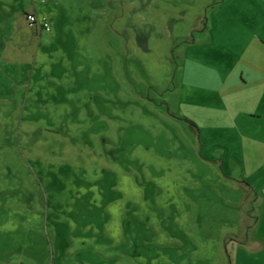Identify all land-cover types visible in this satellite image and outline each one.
I'll use <instances>...</instances> for the list:
<instances>
[{
	"label": "rangeland",
	"instance_id": "obj_1",
	"mask_svg": "<svg viewBox=\"0 0 264 264\" xmlns=\"http://www.w3.org/2000/svg\"><path fill=\"white\" fill-rule=\"evenodd\" d=\"M100 2L0 5V264H264V0Z\"/></svg>",
	"mask_w": 264,
	"mask_h": 264
},
{
	"label": "crops",
	"instance_id": "obj_2",
	"mask_svg": "<svg viewBox=\"0 0 264 264\" xmlns=\"http://www.w3.org/2000/svg\"><path fill=\"white\" fill-rule=\"evenodd\" d=\"M102 1L103 0H101V2H100L101 5H103V2ZM29 4H30V0H0V5L2 7L3 6H7V5H29ZM4 10L7 11V8L5 7ZM29 13H36L38 15H44V14H40V13H38L36 11H32V12H29ZM45 15H47L48 19L50 20V24L52 25V18H51V16L49 14H45ZM40 34L41 33H39L37 35L40 36ZM45 34H46V36L43 39L44 41L53 38L52 36H48L47 35L48 33H45ZM38 38H39V41L42 40L41 39V36L38 37ZM262 86H263V84H262ZM260 88H261L260 90H259V88L258 89H255V95L256 96H259L261 94V92H262L261 85H260ZM250 108H252V109L255 108V110H256V112H255L256 114L255 115H257L258 117L260 115L262 117L264 116V101H261L260 103H257L256 102V103H254L253 106L251 105ZM253 116H254V114H252V117ZM261 126H262V129H264L263 128L264 127V124H262ZM241 184H244L245 187L243 189H244V191H246V193L248 192L251 195L255 194L253 196V198L252 199H249V201H248L249 203L252 202V204L254 205V212H255V215H256V221H255V223H254L251 231L255 235L254 236V240H255L256 244H258V247L261 248V251L263 252L264 251V180H263L262 184L259 185L260 186V189L257 190V191L254 189V187H255V186H253L254 183L252 185L251 182H247V181L244 180V182L242 181V183L241 182L239 183V186H241ZM239 186L234 185L232 183L231 184H227V188L230 191H232V190L235 191ZM242 200H243V197L241 196V199L239 200V203L242 202ZM239 203L235 201L234 203L230 204V206H232L233 208L238 207L240 209V206H238ZM249 207H250V204H249Z\"/></svg>",
	"mask_w": 264,
	"mask_h": 264
},
{
	"label": "built area",
	"instance_id": "obj_3",
	"mask_svg": "<svg viewBox=\"0 0 264 264\" xmlns=\"http://www.w3.org/2000/svg\"><path fill=\"white\" fill-rule=\"evenodd\" d=\"M26 20L30 27L34 28L37 31L41 32H49L50 31V23L49 19L45 15H38L35 13H29L26 17Z\"/></svg>",
	"mask_w": 264,
	"mask_h": 264
},
{
	"label": "trees",
	"instance_id": "obj_4",
	"mask_svg": "<svg viewBox=\"0 0 264 264\" xmlns=\"http://www.w3.org/2000/svg\"><path fill=\"white\" fill-rule=\"evenodd\" d=\"M36 14V13H35ZM28 16V14H26V17ZM46 16V15H45ZM49 23H50V20H49ZM50 27H51V24H50ZM32 28V27H31ZM33 31L36 33V34H39V33H48V32H41V31H37L35 30L34 28H32ZM51 30V28H50ZM50 32V31H49ZM255 194H253L252 196H254ZM245 199L247 200L248 197H245ZM249 201V200H248ZM250 204V207L248 210H246V214H247V220H249V218H252V220L249 222H246V227L248 229V232H249V229L251 230L255 221H256V215H255V212H254V205L252 204V202L249 203Z\"/></svg>",
	"mask_w": 264,
	"mask_h": 264
}]
</instances>
